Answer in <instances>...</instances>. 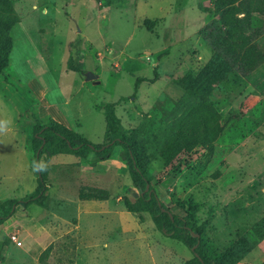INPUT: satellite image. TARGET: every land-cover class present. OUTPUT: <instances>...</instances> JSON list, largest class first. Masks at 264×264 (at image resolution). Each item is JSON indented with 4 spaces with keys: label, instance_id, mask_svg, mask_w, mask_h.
Returning a JSON list of instances; mask_svg holds the SVG:
<instances>
[{
    "label": "rangeland",
    "instance_id": "1",
    "mask_svg": "<svg viewBox=\"0 0 264 264\" xmlns=\"http://www.w3.org/2000/svg\"><path fill=\"white\" fill-rule=\"evenodd\" d=\"M7 1L16 22L0 73V201L36 187V121L103 144L98 106L127 97L115 112L149 163L146 175L158 198L172 211L183 205L192 213L210 253L245 230L253 246L235 264H264V236L251 234L264 218V62L245 76L229 73L206 96L223 126L212 153L170 150L167 162L161 154L178 137L177 121L197 102L198 93L179 80L197 76L211 55L200 30L212 18V0ZM136 78L142 81L134 90ZM119 152L116 146L95 166L73 155L51 157L45 206H17L0 224V264H43L39 256L49 245L48 264L190 259L189 249L158 232L148 213L124 208L122 198L139 192ZM81 188L106 190L109 197L81 200Z\"/></svg>",
    "mask_w": 264,
    "mask_h": 264
},
{
    "label": "trees",
    "instance_id": "2",
    "mask_svg": "<svg viewBox=\"0 0 264 264\" xmlns=\"http://www.w3.org/2000/svg\"><path fill=\"white\" fill-rule=\"evenodd\" d=\"M109 4L110 0H104ZM212 18L201 28L200 36L211 50V55L200 73L195 77L184 75L179 84L188 92H197L196 103L188 108L177 121L180 128L178 137L163 150L162 158L167 162L168 151L190 152L196 147L213 151V142L222 134L219 113L206 96L213 86L223 81L231 72L245 76L264 62V0H212L209 9ZM16 18L7 0H0V73L9 63L12 39L9 34ZM263 41V42H260ZM140 78H136L134 90ZM264 97V88L261 90ZM127 97L108 102L102 109L105 121V142L92 144L78 132L55 123L35 122L32 126L31 152L36 177L33 192L17 199L0 201V224L10 218L17 206L28 207L35 204L44 207L47 199L48 174L47 162L54 155H73L82 160L88 159L90 166L112 157L116 146L120 147L119 156L127 168L132 185L138 190L135 199L122 198L124 208L130 213H148L155 229L162 235L186 246L192 257L182 264H235L251 249L252 243L245 230H239L237 238L216 254L209 252L202 238L203 227L194 222L192 213L182 205L172 211L156 195L146 175L148 162L137 145L130 141L126 129L116 115L115 107ZM92 154V158L88 156ZM148 185V190H145ZM81 200H106V190H79ZM195 207L192 208V210ZM141 220V216H140ZM198 234L199 237H194ZM251 234L264 236V218L255 222ZM51 246L40 254L39 261L46 263Z\"/></svg>",
    "mask_w": 264,
    "mask_h": 264
},
{
    "label": "water",
    "instance_id": "3",
    "mask_svg": "<svg viewBox=\"0 0 264 264\" xmlns=\"http://www.w3.org/2000/svg\"><path fill=\"white\" fill-rule=\"evenodd\" d=\"M145 190H146V191L148 190V185H146ZM193 236H194V237H199L198 234H193Z\"/></svg>",
    "mask_w": 264,
    "mask_h": 264
},
{
    "label": "crops",
    "instance_id": "4",
    "mask_svg": "<svg viewBox=\"0 0 264 264\" xmlns=\"http://www.w3.org/2000/svg\"><path fill=\"white\" fill-rule=\"evenodd\" d=\"M143 222H145V221H143ZM143 222L140 221V223H143ZM152 226L154 227V225H152ZM154 228H155V227H154ZM153 230H154V229H153Z\"/></svg>",
    "mask_w": 264,
    "mask_h": 264
}]
</instances>
